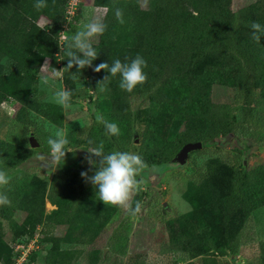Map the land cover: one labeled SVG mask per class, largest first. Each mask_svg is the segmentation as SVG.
I'll return each mask as SVG.
<instances>
[{
	"label": "trees",
	"instance_id": "trees-1",
	"mask_svg": "<svg viewBox=\"0 0 264 264\" xmlns=\"http://www.w3.org/2000/svg\"><path fill=\"white\" fill-rule=\"evenodd\" d=\"M93 1L95 6L105 9L102 21L108 28L93 44L98 58L92 66L85 67L92 71L90 90L97 94L99 82L110 76L105 70L94 71L100 63L111 65L116 59L130 62L139 54L148 64L144 70L148 80L131 93L120 89L119 75L107 83L108 90L111 86L119 90L123 106L113 107L114 116L107 119L119 124L118 136L107 135L103 124L93 118L96 137L105 143V154L132 151L134 135L141 134L147 140L145 146H138V154L158 164L173 160L188 143H201L202 148L219 147L223 139L237 130L243 133L249 130L252 137L264 131L260 111L264 106V77L260 62L252 55L259 44L252 39L249 27L251 21L264 26V0H253L235 10L232 0ZM46 2V8L37 10L36 0H0V59L7 56L24 75L35 69L38 60L55 58L57 40L66 22L67 0ZM116 7L124 11V24L115 18ZM40 17L50 25L39 27ZM207 61L214 64L204 67L200 78L193 81L190 76L185 77L188 69ZM71 72L78 73V66ZM215 84L238 90V103L242 105L240 120L231 103L212 100ZM0 92L8 93L2 85ZM137 99L150 103L146 111L139 105L131 108L130 104ZM173 125L179 126L178 131L172 130ZM141 127V132L136 130ZM152 136L154 144L150 143ZM74 146L86 150L98 144L89 132ZM195 152L200 151L191 153ZM33 153L28 148L17 153L0 149V159L8 167H20ZM243 155L242 149L235 150L227 165L210 158L189 177L183 198L193 209L179 215L181 231L170 239L172 249L182 255L185 264H218L219 258L233 253L243 225L254 211L264 206V163L246 167ZM96 170L89 163L75 162L59 167L48 186L42 183L28 188L21 200L25 212L22 227L33 230L41 226L40 234L47 237L56 228L69 226L66 242L86 245L87 264H121L112 257L117 232L109 234L107 230L112 224L111 207L94 200L98 188L81 176L84 171L92 176ZM202 183L209 184L212 195L199 203L192 192L199 190ZM45 197L56 206L47 215H44ZM141 200V194L135 193L133 208ZM23 236L32 238L27 233ZM101 237H105L108 252L97 249ZM10 254L12 250L3 245L0 257L3 264H13ZM63 256L61 252L59 259L50 264H61ZM35 258V252H31L24 264ZM258 259L264 264V240L259 243Z\"/></svg>",
	"mask_w": 264,
	"mask_h": 264
},
{
	"label": "rangeland",
	"instance_id": "rangeland-1",
	"mask_svg": "<svg viewBox=\"0 0 264 264\" xmlns=\"http://www.w3.org/2000/svg\"><path fill=\"white\" fill-rule=\"evenodd\" d=\"M252 1L232 0V9L235 10ZM85 9L89 11L88 18L82 14ZM104 13L105 9L95 6L93 0H67L66 22L63 26V33L57 40L54 59L45 57L38 60L35 69L28 75L20 73L7 56L4 55L0 59V85L10 93L0 92V149L7 153H17L24 148L35 151L20 167H8L14 179L4 191L11 199V206H0V257L3 245H6L12 250L13 254L10 255L13 256V264H20L16 263L15 246L27 240V237L23 236L25 233L32 235V238L28 240L34 241V248L31 252L36 254L35 261L26 264H50L55 259H59L61 252L64 254L61 264H87L86 245L66 242L70 232L69 226H60L47 237L40 234L41 226L33 230L28 227L24 229L22 224L25 212L21 200L28 188L39 187L42 183L48 186L52 174L59 167L75 162L88 163L86 157L91 154L87 149L76 148L75 142L80 138H85L90 132L99 145L101 140L96 137L93 125L96 112L102 113L106 119H112L113 107L123 106L118 96L119 90L114 86L109 87L108 91H100L99 88L97 94L90 90L91 69L78 70L76 80L71 78L73 74L71 71H66L62 82L57 80L54 83L50 82L49 85L41 83V77L51 73L53 68L66 67L68 61L63 55V49L70 38L83 27L87 19L96 17L102 20ZM37 25L43 28L49 26L50 23L44 17H40ZM98 40L99 36L95 37L93 44ZM257 47L259 49L252 51V55L260 62L261 74L264 77V38ZM46 61L48 66L42 70L41 66ZM213 64L211 61L202 62L197 68L188 69L186 71L188 75L185 77L190 76L195 81L197 77H201L203 69L206 70L204 67ZM262 79L264 83V78ZM61 87L73 93L72 106L69 109H64L55 103V91ZM238 95V90L235 88L218 84L212 87V100L231 103L233 111L240 120L242 105L238 103ZM130 105L131 108L139 105L142 110L146 111L150 103L148 101L141 103V99H137ZM260 111L261 116L264 117V106ZM46 124L49 126V131L45 130ZM52 125L65 129L69 140L67 150L71 151L67 153L65 162L56 169L49 166L50 149L47 140L52 134ZM178 129V125L172 126L173 131H178ZM136 130L141 132L142 127ZM258 132L252 137L249 130L247 133L237 130L230 137L223 139L219 147L209 145L199 149V153L189 154L184 165H179L173 160L154 164L147 158L144 159L149 169L143 176L142 190L138 192L142 196L141 212L134 216L126 208L107 205L111 207L109 214L110 217L112 216V224L107 230L109 234L114 230L117 232L112 257L120 260L121 264H185L186 260L182 255L172 249L170 239L181 231L179 215L193 209V206L183 198V194L188 190L189 177L194 169L201 167L204 161L210 158H217L224 164H229L235 150L238 149L244 151L242 160L246 167L264 163V131ZM261 137L263 141L258 142ZM31 138L36 140L40 150L30 147ZM146 140L147 136L134 135L132 152L138 153V146H145ZM153 141L154 136L151 137L150 143ZM92 158L97 163L100 160L99 157L93 156ZM211 185H215L214 182ZM192 194L200 203V200H206L212 195V190L208 183H202L200 189L193 191ZM94 200L105 204L99 200L97 194ZM43 206L44 215L56 209V206L52 205L46 197L43 200ZM76 233V231L73 232V234ZM262 240H264V206L249 216L238 236L234 252L219 258L218 264H260L258 252L259 243ZM38 242L41 243L37 245ZM96 246L97 249L104 250L105 237L97 240ZM105 252H108V249H105ZM0 264H3L1 258Z\"/></svg>",
	"mask_w": 264,
	"mask_h": 264
},
{
	"label": "clouds",
	"instance_id": "clouds-1",
	"mask_svg": "<svg viewBox=\"0 0 264 264\" xmlns=\"http://www.w3.org/2000/svg\"><path fill=\"white\" fill-rule=\"evenodd\" d=\"M47 6L46 0H36L34 4L37 10H41ZM82 14L85 18L89 17L87 9ZM114 15L120 24L125 23L123 9L116 7ZM249 27L252 39L259 44L262 36H264V26L258 21H251ZM107 28L108 25L99 18L92 17L91 19H87V22L70 38L63 49V55L67 57L68 61L66 67L62 69L53 68L51 73L42 76V85H49L50 82L54 83L57 80L62 82L64 73L66 71L70 72L75 66H78V70L80 71L87 66H92L93 61L99 55L93 46V40L95 37L103 35ZM47 66L48 62L46 61L41 66V69L43 70ZM147 67V60L138 54L130 62H122L116 59L112 61L111 65L106 62L100 63L95 66L94 71L100 72L105 70L110 73V76L106 75L99 82L98 87L100 91H107V83L119 75L120 89L131 93L138 85H142L148 80V75L144 71ZM71 78L76 80L78 74H71ZM72 95V91L61 87L55 91V103L64 109H69L72 106ZM95 118L98 123L103 124L107 135L118 136L120 134V127L117 122L107 120L100 112H96ZM45 130L49 131L47 124L45 125ZM51 130L52 134L47 140L50 149L49 166L56 169L65 162L67 153L71 151L67 150L69 140L65 129L52 125ZM87 151L91 155L87 156L86 160L97 170L92 176H89L87 171L81 172V176L98 188L97 196L99 200L103 201L106 205L126 208L134 216L139 214L142 209V203L136 201L133 208L131 201L133 195L142 190L143 176L149 169V165L144 161L143 157L132 151L115 150L105 154L103 141L97 147L87 149ZM93 156L100 158L98 163L92 158ZM10 172L11 169L8 168L6 161L0 159V206H11V199L7 192L4 191L14 179Z\"/></svg>",
	"mask_w": 264,
	"mask_h": 264
},
{
	"label": "water",
	"instance_id": "water-1",
	"mask_svg": "<svg viewBox=\"0 0 264 264\" xmlns=\"http://www.w3.org/2000/svg\"><path fill=\"white\" fill-rule=\"evenodd\" d=\"M30 147L36 150H40V148L38 147V144L36 142V140L34 138L30 139ZM202 148L201 143H188L185 144L180 150L179 152L175 155V157L173 158V162H176L179 165H184L186 163V160L188 158V155L195 151V150H199Z\"/></svg>",
	"mask_w": 264,
	"mask_h": 264
},
{
	"label": "built area",
	"instance_id": "built-area-1",
	"mask_svg": "<svg viewBox=\"0 0 264 264\" xmlns=\"http://www.w3.org/2000/svg\"><path fill=\"white\" fill-rule=\"evenodd\" d=\"M27 242L22 243L21 244H16L15 246V252H16V263H25L27 261L28 255L29 253H31V251L33 250V244L34 241L33 240H26ZM38 245V243H37ZM36 245V246H37Z\"/></svg>",
	"mask_w": 264,
	"mask_h": 264
}]
</instances>
